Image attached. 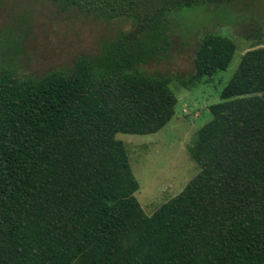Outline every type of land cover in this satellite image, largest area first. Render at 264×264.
<instances>
[{
  "label": "trees",
  "instance_id": "trees-1",
  "mask_svg": "<svg viewBox=\"0 0 264 264\" xmlns=\"http://www.w3.org/2000/svg\"><path fill=\"white\" fill-rule=\"evenodd\" d=\"M127 28L39 78L0 39V264H264V35L208 107L198 174L147 214L126 144L176 113L171 77L147 71L172 47V15L233 0H48ZM228 36L203 33L186 89L226 71Z\"/></svg>",
  "mask_w": 264,
  "mask_h": 264
},
{
  "label": "rangeland",
  "instance_id": "rangeland-1",
  "mask_svg": "<svg viewBox=\"0 0 264 264\" xmlns=\"http://www.w3.org/2000/svg\"><path fill=\"white\" fill-rule=\"evenodd\" d=\"M172 19L170 52L144 69L171 77L170 88L178 99L175 116L155 134L117 135L127 146L140 184L135 196L148 215L181 193L198 174L189 148L198 130L211 121L208 107L220 102L242 55L264 35V0L184 9ZM121 28L127 26L77 9L64 10L48 0H0V39L10 35L19 40L15 59L21 77L39 78L69 69L79 55L96 54L102 42ZM207 32L231 38L236 54L229 68L216 73L209 83L186 89L182 82L195 70L196 43Z\"/></svg>",
  "mask_w": 264,
  "mask_h": 264
}]
</instances>
